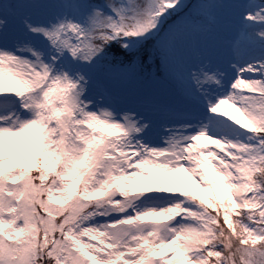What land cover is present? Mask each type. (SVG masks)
Instances as JSON below:
<instances>
[{
    "label": "snow or ice",
    "instance_id": "obj_1",
    "mask_svg": "<svg viewBox=\"0 0 264 264\" xmlns=\"http://www.w3.org/2000/svg\"><path fill=\"white\" fill-rule=\"evenodd\" d=\"M0 264H264V0H0Z\"/></svg>",
    "mask_w": 264,
    "mask_h": 264
},
{
    "label": "rangeland",
    "instance_id": "obj_2",
    "mask_svg": "<svg viewBox=\"0 0 264 264\" xmlns=\"http://www.w3.org/2000/svg\"><path fill=\"white\" fill-rule=\"evenodd\" d=\"M222 109H223L224 111H226V112H229V113L232 114V115H237V116L239 115L238 113L235 112L234 109L229 108V106H228L227 104L223 105V106H222Z\"/></svg>",
    "mask_w": 264,
    "mask_h": 264
}]
</instances>
